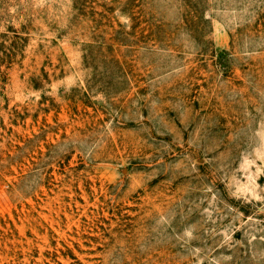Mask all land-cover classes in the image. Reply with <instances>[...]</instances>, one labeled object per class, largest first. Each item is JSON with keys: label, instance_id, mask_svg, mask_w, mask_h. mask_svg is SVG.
Segmentation results:
<instances>
[{"label": "rangeland", "instance_id": "1", "mask_svg": "<svg viewBox=\"0 0 264 264\" xmlns=\"http://www.w3.org/2000/svg\"><path fill=\"white\" fill-rule=\"evenodd\" d=\"M0 264H264V0H0Z\"/></svg>", "mask_w": 264, "mask_h": 264}]
</instances>
